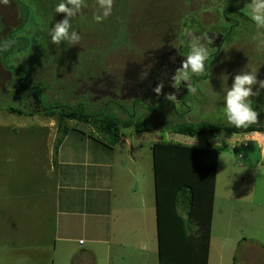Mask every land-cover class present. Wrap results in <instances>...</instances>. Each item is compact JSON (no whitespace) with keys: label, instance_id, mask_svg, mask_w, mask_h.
I'll return each instance as SVG.
<instances>
[{"label":"rangeland","instance_id":"1","mask_svg":"<svg viewBox=\"0 0 264 264\" xmlns=\"http://www.w3.org/2000/svg\"><path fill=\"white\" fill-rule=\"evenodd\" d=\"M59 2L60 0H0V21L3 22L0 35L4 38L15 29L11 33L14 39L10 40L14 44L5 65L22 67L11 69V80V74L4 69L3 61L0 60V264H39L36 262L35 251H30L41 236L38 231H32L39 223L44 222L45 213H49L56 194L51 181V169L56 162L54 146L59 138L57 119L8 112L9 108H22L38 114L33 97L28 99L27 105L31 109H27L19 104L20 101L13 92V84L20 83L23 80L21 76L29 79L25 85L32 86L38 81L43 83L39 86L42 92L50 89L43 92L40 98L46 107L50 105L46 97L51 98L50 103H56L57 96H65L68 90L62 88L68 85L73 89L75 98L80 99L79 103L86 105L88 114H96L102 110L101 105L110 103L109 109L107 108L109 113L125 120L129 114L123 108L130 109L132 117L136 114L133 119L139 123L151 126L165 124H161V129L143 133H137L133 127L122 129L125 140L114 149L121 152L131 145L134 157L133 163L130 161L131 152H125L122 158H116L117 163L121 160L126 162L125 171L132 173L124 179L117 172L116 179H121V183L117 181L116 188L118 182L122 186L123 180L132 179L133 185L137 186L128 198L133 202L137 198L139 202H135L136 206L131 209L134 218L130 233L126 234L128 226L118 228L115 224L113 227L114 235L118 237L120 230L123 234L118 241L129 237V242L111 245L109 258L104 261L100 259L107 258L108 249L102 245H94L96 255L100 257L96 264H160L158 233L153 215L157 213V197L152 147L158 142L171 140L196 148L210 145L220 149L222 145H227L219 153L213 212L217 214L216 234L225 235L227 230L229 233L227 239H224L226 247H221V239L213 241L216 246L212 250L209 264H264V171L261 170L264 168V136L258 142L255 139L257 133L230 135L223 132L216 136L181 135L179 138L171 132L175 126L189 123L234 126L227 121L223 112L226 106L224 97L231 88L234 77L254 71L258 81H264V30L257 29L243 11L250 0H113L112 14L100 23L93 18L98 7L97 0H87V6L72 19L73 28L82 36L78 44L67 41L56 44L51 40V30L65 17V14L55 12V6ZM228 10L233 11L230 14L231 21L236 24L227 23L222 26L229 33L221 41L217 61L205 69L206 78H197L191 85L181 83L178 88L173 86V80L170 82L172 84L164 87L178 94L176 103L180 104H175V112L172 108L161 106V100H157L161 88L159 92L155 91V105L152 106L149 100H145L151 107L160 106L155 108V112L143 111L145 106L140 107L139 102L134 105L132 97L115 100L121 106L118 109L115 103L110 102L109 97L91 102L88 93L78 95L84 91L90 92L95 89V85L101 87L103 83L110 86L137 85L133 80L135 76L139 77V84L162 82L163 76H167L164 71L156 78L154 70L143 68L154 65L150 56L162 53L166 56L167 53L178 50V35L183 32L184 43L187 42L188 46L193 37H200L201 42L210 49L207 42L208 39L211 41V35L207 33H213L215 25L221 26L219 23L225 17L230 19ZM199 22L202 26L200 28L197 26ZM205 36L208 39L204 40ZM182 47L184 46L180 45V49ZM99 78L103 83L97 82ZM168 78L169 76L164 81ZM192 87L197 89L195 93L190 91ZM35 91L42 93L36 88ZM253 92L259 93L250 98L258 113L254 124L264 127V88L257 84L253 87ZM70 94L72 92L68 97ZM183 99L185 105L181 104ZM134 107L138 113H134ZM75 129L85 139L96 143L100 139L108 141L107 137L86 123H78ZM230 174L236 175V178L230 186L231 191H226ZM111 201L114 202V197ZM106 207H109L108 204ZM122 208L123 205L118 207L115 199L112 210L115 212V219ZM183 209L180 208V211L186 215L187 211ZM219 250L224 254L223 261H219L217 257ZM79 262L75 260L72 264Z\"/></svg>","mask_w":264,"mask_h":264},{"label":"trees","instance_id":"2","mask_svg":"<svg viewBox=\"0 0 264 264\" xmlns=\"http://www.w3.org/2000/svg\"><path fill=\"white\" fill-rule=\"evenodd\" d=\"M21 77L22 85L29 81ZM40 84L43 83L35 81L32 85L33 89L36 88L42 92ZM62 89L68 90L65 92L66 97H62L64 95L62 94L61 97L57 96L56 103H50L51 98L47 96L50 105L46 107L42 103L38 114L26 112L22 108L8 109L11 114L56 118L59 138L54 146L55 155H58L66 136L72 131H78L75 129L78 123H86L99 134L107 137L109 142L104 139L96 140L111 149L121 142L124 128L133 127L137 133H143L165 126L164 123L153 126L142 124L131 117L125 120L116 114L109 113L110 103L101 105L102 110H98L96 114H88L86 105L79 103L80 99L75 98L72 88L70 89L67 85ZM45 91L47 90H43L44 93ZM43 92L39 94L40 98ZM70 92L72 94L68 97ZM73 98L75 100H72ZM155 108L151 107L150 110L155 112ZM123 109L131 116L130 109ZM171 132L189 137L216 136L223 132L230 135H245L264 133V127L252 124L247 128H236L202 122L181 124L175 126ZM226 148V144L220 149L210 145L196 148L171 141L158 142L152 147L160 264H209L216 170L220 150ZM180 208L187 211L186 215L180 211Z\"/></svg>","mask_w":264,"mask_h":264},{"label":"crops","instance_id":"3","mask_svg":"<svg viewBox=\"0 0 264 264\" xmlns=\"http://www.w3.org/2000/svg\"><path fill=\"white\" fill-rule=\"evenodd\" d=\"M122 135L119 145L125 140L123 131ZM180 136L177 134V137L181 138ZM132 151L131 145L121 152L114 148H108L91 139H85L79 131H72L66 136L59 148L58 155L54 153L56 162L53 167L49 166L52 167L53 179L51 181L55 186L56 193L54 203L50 206L49 213H45L47 218L45 217L44 222L39 223L32 231V233L38 231V235L41 236L40 241L30 251V253L35 251L37 254L36 262L39 264H72L76 260V262L81 261L80 264H96V260L98 261L100 257L96 255L94 245H102L108 249L107 258L100 259L104 261L109 258L111 245H117L118 242L120 244L129 242V237L118 241V238L123 234L120 230L118 237L114 235L113 227L115 224L118 225V228L128 226L129 231H126V234L130 233L133 228L131 222L134 216L131 209L136 206L135 202H139V200L136 198V201L133 202L128 198V195L134 191L137 185H133V180L129 179L128 181L123 180V185L120 186L121 179H116L117 172H120V177L122 176L124 179L128 174H132L130 171H125L126 162L122 160L116 162V158H122L125 152H131L130 161L132 162V157H134ZM117 181L119 182L116 188ZM128 182L132 184H128ZM154 188L156 189L155 182ZM105 196L110 198H105ZM112 197H114L113 203H111ZM115 199L118 207L121 208L123 205L122 211H118L116 219L114 218L115 212L112 211ZM106 204L109 207H106ZM153 215H155L157 229V213ZM216 217L217 214L215 215L213 212L209 263H211L212 250L216 246L213 241L221 239V247H226L224 239H227L229 233L227 230L225 235L216 234ZM218 233L220 232L218 231ZM103 256L102 254L101 257ZM217 257L219 261L225 260L224 254L220 250ZM232 264L235 263L232 262Z\"/></svg>","mask_w":264,"mask_h":264},{"label":"clouds","instance_id":"4","mask_svg":"<svg viewBox=\"0 0 264 264\" xmlns=\"http://www.w3.org/2000/svg\"><path fill=\"white\" fill-rule=\"evenodd\" d=\"M87 6V0H60L55 6L56 13L65 14L62 21L55 24L51 30V40L60 44L67 41L70 44H78L82 40V36L73 28L72 19ZM97 11L94 14V20L97 23L108 18L113 11V0H97ZM244 13L249 17L250 22L260 30H264V0H250V3L243 9ZM211 43V41H208ZM14 41H7L0 44V51L8 50ZM186 61L183 63L182 69H178L174 79V87H179L183 81H188L193 73L199 74L205 71L206 61L210 56V50L205 43L201 42L200 37H193L189 45ZM259 84L260 88H264V81H258L254 71L237 74L234 77L231 88L227 91L225 100V108L223 109L227 121L236 128H247L257 121L258 113L253 108V101L250 99L253 95L259 93L253 92V87ZM157 92L160 91L158 87ZM195 93L196 88H190ZM168 99L175 101V95H170ZM136 115V114H134ZM132 117V116H129ZM262 133H257L255 139L260 142ZM264 171V168L261 169ZM236 175H229L226 184V191H231L230 186Z\"/></svg>","mask_w":264,"mask_h":264},{"label":"flooded vegetation","instance_id":"5","mask_svg":"<svg viewBox=\"0 0 264 264\" xmlns=\"http://www.w3.org/2000/svg\"><path fill=\"white\" fill-rule=\"evenodd\" d=\"M228 11H229L228 17L230 19H228L227 17H225L226 19H224V15L222 13L224 20H222L220 23L218 22L219 24H221V26H216L215 25V30L213 31V33H209V34L207 33V35H211V36H209L210 39H211V43L208 44V42H207V44L210 45V49H209L210 50V56H209L208 61H206L205 69H208V66L209 65H213V63L215 61H217V59H218L217 57L219 56L218 53L220 51L219 48L221 47V44H222L221 41L225 37H227V35L229 33L227 28H223L224 25L226 26L227 23L228 24L232 23L233 25L236 24V22L231 21V15L230 14H233V11H231V10H228ZM2 24H3V22L0 21V28H1ZM197 26L199 28L202 27L200 22L198 23ZM2 29L3 28H1V30H0V34L2 33ZM14 30L15 29H13L10 32V34L5 36L4 38H2V36L0 35V44H2L4 42H7V41H10V40H13L14 38L12 37L11 33ZM185 30H186V27H184V31ZM220 30L223 31V32L224 31H227V32L225 34H223V32L221 33ZM222 34L224 36H222ZM178 36H179L178 50H175L174 52H171V53H167L166 56L163 53L161 55L157 54L156 56H150V61H153L154 65H152L150 67H143L144 69H151L152 71L154 70V73H157V77L156 78H159L160 77L159 73L164 71L163 73H166L167 76H169V78L166 79L165 81H164V79L167 76H163V81L160 82V83H152V84H149V85H147V84H139V77L137 76V78H136V76H135L133 80L136 83H138L137 85L125 84V85L121 86L120 84H113V85L110 86V85H108L106 83H103V81L99 78V79H97V82L98 83H103V85L101 87L98 86V85L97 86L95 85V89H92L90 92H85L84 91L83 93H80V95L88 93L90 95L89 98H90L91 102H93L94 100H97V99H103L104 97H109V99L111 100L110 102L115 103L118 106V109H120L121 106L115 100H117V99L118 100H120V99L122 100L126 96L127 97H132L134 105L136 104V102H139L140 103V107H142L143 105L145 106V108H142V110L145 111V112H148L150 110V108H151L150 105L153 106L157 102L156 101V97H155V91H156V87L159 86V88H161V92H160V96H157L158 97L157 100H159V99L161 100L160 105L162 104L166 108L167 107L172 108L174 110V112H175V104H180V102L176 103V100L172 101V100L168 99V97L170 95H175V97L177 99L178 98V94H177L176 91L171 92V91H168L167 89H164V87L172 84L170 82L174 80L173 77L176 75L177 70L178 69H182L183 63L186 61V58H187V52L190 50L187 42L184 43L185 42L184 41V39H185L184 32H183L182 35H178ZM206 39H208V36L204 37V40H206ZM208 41H209V39H208ZM180 45H183L184 47H182L180 49ZM11 51H12V47H10L6 51H0V60H1V62L3 61L4 69H6L8 71V73L11 74V78L10 79L12 80V77H13L12 74L13 73H11L10 69H21L22 67H14V66H6L5 65L4 60H7V55ZM163 56H165V57H163ZM197 75H199V76H197ZM114 78L115 77H113V79ZM197 78H200V79L206 78L205 77V73L204 72L200 73V74L193 73L188 81H183L182 83L191 85L192 82H194V80L197 79ZM13 86L15 88L13 92L15 93L17 98L19 99V101H20L19 104L22 105V107H26L27 109H31L30 105H27V101H28V99L30 100L31 97H33V99L36 100L35 104L37 103L36 104L37 107H38L37 111L41 110L42 102L40 101L39 93L36 92L35 89H33V86L28 85V84L27 85H25V84L22 85V81H20V83H18V84L14 83ZM151 91H152V94L150 93ZM153 99H155V100H153ZM72 100H75V99L73 98ZM145 100H149L150 101V105H148V103ZM181 104H183V105L186 104L184 99L181 102ZM104 105H107V104H104ZM134 111H135L134 113H138L136 108L134 109ZM26 112H28V111H26Z\"/></svg>","mask_w":264,"mask_h":264},{"label":"built area","instance_id":"6","mask_svg":"<svg viewBox=\"0 0 264 264\" xmlns=\"http://www.w3.org/2000/svg\"><path fill=\"white\" fill-rule=\"evenodd\" d=\"M80 243H83V241H80Z\"/></svg>","mask_w":264,"mask_h":264}]
</instances>
